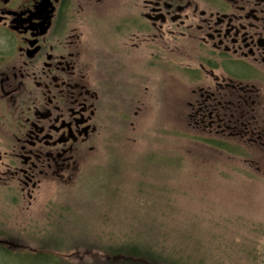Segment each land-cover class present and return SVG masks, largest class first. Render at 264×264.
Wrapping results in <instances>:
<instances>
[{"label": "flooded vegetation", "instance_id": "obj_1", "mask_svg": "<svg viewBox=\"0 0 264 264\" xmlns=\"http://www.w3.org/2000/svg\"><path fill=\"white\" fill-rule=\"evenodd\" d=\"M127 64L143 66L145 91L184 72L188 120L245 139L259 127L264 0H0V207L73 177L109 125L106 87L127 104Z\"/></svg>", "mask_w": 264, "mask_h": 264}, {"label": "rangeland", "instance_id": "obj_2", "mask_svg": "<svg viewBox=\"0 0 264 264\" xmlns=\"http://www.w3.org/2000/svg\"><path fill=\"white\" fill-rule=\"evenodd\" d=\"M136 67L127 64V104L124 87H106L109 125L73 177L44 185L30 204L0 207V239L9 246L0 264H43L27 258L42 237L44 255L59 248L77 259L86 252L80 245L139 236L167 240L203 264H264V80L255 83L261 132L216 140L215 130L187 118L181 103L195 88L187 74L145 91L143 66ZM217 142L240 144L245 154ZM95 250L81 257L91 261Z\"/></svg>", "mask_w": 264, "mask_h": 264}, {"label": "trees", "instance_id": "obj_3", "mask_svg": "<svg viewBox=\"0 0 264 264\" xmlns=\"http://www.w3.org/2000/svg\"><path fill=\"white\" fill-rule=\"evenodd\" d=\"M264 137V136H263ZM262 138V136H261ZM220 148L226 149L229 153L243 156L245 151H242L241 145H232L226 142H217ZM0 238H2L0 236ZM46 238L42 237L38 239V251L35 254H27V258L37 262H44L43 264H203L204 259L197 258L193 255L184 254L185 250L176 248L167 240H162L159 238L149 237L143 239L139 236L137 239L127 240L124 242H117L114 244H99L94 242V244H89V247L86 245L83 246L86 252H81L78 250L75 252V258L71 257H61L59 255V248H53L49 254L44 255L43 252H46L45 248L47 247L44 242ZM4 239H0V247L3 249H8L4 246H7L8 243H4ZM10 241V240H8ZM76 246V245H74ZM74 246H71L73 248ZM94 248H98L95 250ZM69 249V248H68ZM77 249V248H76ZM98 251L99 256L94 255V258H91V261L83 259L81 254H89Z\"/></svg>", "mask_w": 264, "mask_h": 264}]
</instances>
